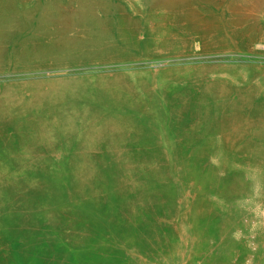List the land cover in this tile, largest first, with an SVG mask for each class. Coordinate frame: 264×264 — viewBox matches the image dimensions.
I'll list each match as a JSON object with an SVG mask.
<instances>
[{
  "label": "rangeland",
  "instance_id": "rangeland-1",
  "mask_svg": "<svg viewBox=\"0 0 264 264\" xmlns=\"http://www.w3.org/2000/svg\"><path fill=\"white\" fill-rule=\"evenodd\" d=\"M0 264H264V0H0Z\"/></svg>",
  "mask_w": 264,
  "mask_h": 264
}]
</instances>
